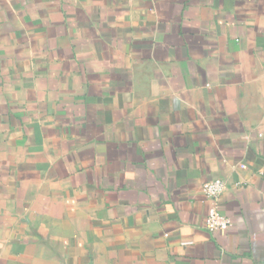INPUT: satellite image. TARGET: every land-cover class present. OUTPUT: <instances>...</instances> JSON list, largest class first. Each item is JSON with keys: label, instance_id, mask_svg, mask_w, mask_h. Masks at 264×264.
Wrapping results in <instances>:
<instances>
[{"label": "crops", "instance_id": "1", "mask_svg": "<svg viewBox=\"0 0 264 264\" xmlns=\"http://www.w3.org/2000/svg\"><path fill=\"white\" fill-rule=\"evenodd\" d=\"M0 264H264V0H0Z\"/></svg>", "mask_w": 264, "mask_h": 264}, {"label": "built area", "instance_id": "2", "mask_svg": "<svg viewBox=\"0 0 264 264\" xmlns=\"http://www.w3.org/2000/svg\"><path fill=\"white\" fill-rule=\"evenodd\" d=\"M226 189L227 183L221 178L210 180L203 186L208 203L206 227L211 233L227 232L232 227L231 220L221 214V201Z\"/></svg>", "mask_w": 264, "mask_h": 264}]
</instances>
